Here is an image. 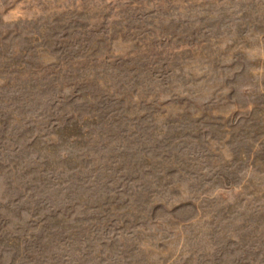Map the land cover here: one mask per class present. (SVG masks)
<instances>
[{
	"label": "rangeland",
	"instance_id": "374dc122",
	"mask_svg": "<svg viewBox=\"0 0 264 264\" xmlns=\"http://www.w3.org/2000/svg\"><path fill=\"white\" fill-rule=\"evenodd\" d=\"M0 264H264V0H0Z\"/></svg>",
	"mask_w": 264,
	"mask_h": 264
}]
</instances>
